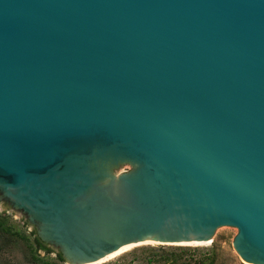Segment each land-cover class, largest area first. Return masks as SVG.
<instances>
[{
    "label": "water",
    "instance_id": "water-1",
    "mask_svg": "<svg viewBox=\"0 0 264 264\" xmlns=\"http://www.w3.org/2000/svg\"><path fill=\"white\" fill-rule=\"evenodd\" d=\"M0 209L66 264H264V0H0Z\"/></svg>",
    "mask_w": 264,
    "mask_h": 264
},
{
    "label": "rangeland",
    "instance_id": "rangeland-1",
    "mask_svg": "<svg viewBox=\"0 0 264 264\" xmlns=\"http://www.w3.org/2000/svg\"><path fill=\"white\" fill-rule=\"evenodd\" d=\"M130 171V167H122L119 173ZM237 235L236 229L221 228L216 232L214 243L204 247H162L148 244L150 246L132 249L105 264H208L213 255L216 264H244L233 251ZM0 264L66 263L58 259L55 251H40L31 226L9 210L0 209Z\"/></svg>",
    "mask_w": 264,
    "mask_h": 264
},
{
    "label": "trees",
    "instance_id": "trees-1",
    "mask_svg": "<svg viewBox=\"0 0 264 264\" xmlns=\"http://www.w3.org/2000/svg\"><path fill=\"white\" fill-rule=\"evenodd\" d=\"M33 235L36 237V243L38 245V249L40 251L46 252V253H50L53 252L54 250L52 248H50L49 246H47L46 244L42 243L38 238H37V234L36 231H33ZM183 251H187V250H183ZM58 259L62 262V263H66L65 259L62 257V255L60 253H57ZM215 256L213 255L212 259H209V263L208 264H216L215 261ZM208 259V258H207Z\"/></svg>",
    "mask_w": 264,
    "mask_h": 264
},
{
    "label": "bare ground",
    "instance_id": "bare-ground-1",
    "mask_svg": "<svg viewBox=\"0 0 264 264\" xmlns=\"http://www.w3.org/2000/svg\"><path fill=\"white\" fill-rule=\"evenodd\" d=\"M210 244H203V245H184V246H189V247H204V246H209ZM140 246H143V245H140ZM144 246H150L148 244H145ZM151 246H154L153 244H151ZM136 248L135 246H130V247H127V248H124L122 251H120L119 253L117 254H114L113 256L109 257L108 259L104 260L103 262H101L100 264H105L107 263L108 261L118 257V256H121L127 252H129L130 250ZM244 264H247L244 262Z\"/></svg>",
    "mask_w": 264,
    "mask_h": 264
}]
</instances>
